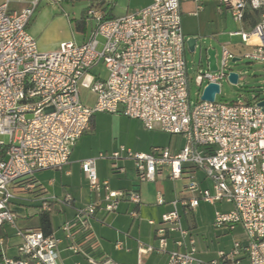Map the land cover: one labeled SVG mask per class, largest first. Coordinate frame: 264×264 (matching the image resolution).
Wrapping results in <instances>:
<instances>
[{"label":"built area","instance_id":"1","mask_svg":"<svg viewBox=\"0 0 264 264\" xmlns=\"http://www.w3.org/2000/svg\"><path fill=\"white\" fill-rule=\"evenodd\" d=\"M41 1L0 0V136L9 138L8 144L0 142V148H5V158H0V227H12L20 239L16 257L8 258L0 238V264H61L59 239L53 234L45 236L39 229L16 226L11 209L13 190L18 182L25 190L33 189L36 172L67 164L73 147L98 112L122 114L149 131L182 136L185 145L178 151L155 147L148 153L120 147L108 156L100 153L81 162L94 199L77 208L74 218L60 230L70 242L68 249L84 256V264H118L94 255L98 243L90 222L96 212H116L121 201L140 203L138 191H114L107 181H98L96 159L106 158L113 168L121 158L131 160L141 182H154L164 168L170 179L178 180L188 167L200 171L209 182L205 189L190 183L186 192L195 196L172 201L171 211L161 216L155 230L158 251L164 250L169 236L176 235L166 264H200L177 210L178 204L193 210L199 201L230 204V211H215L214 226L233 229L240 225L247 238L245 246L236 244L228 252L220 251L209 264H238L241 252L248 264H264V112L256 105L261 99L223 104L216 102V95L214 102L200 100L209 83L220 89V81L228 80L233 72L230 61L238 58L264 64V0H220L241 25L240 31L229 35L239 36L244 50L236 57L223 46L217 71H198L194 83L201 92L196 104L189 95L181 0H153L148 7L120 17L105 18L101 11L90 8L86 15L93 23L89 38L80 44L61 43L49 53L39 52L28 32ZM203 1L194 0L197 11ZM255 12L258 20L245 30L243 24ZM98 65L107 71L105 79L90 74ZM85 79L83 85L95 96L90 107L80 99V84ZM164 203L157 193L156 204ZM58 204L72 207L74 201L70 196L46 198L39 211L51 213ZM131 215L137 216L136 212ZM151 251L146 246L140 253Z\"/></svg>","mask_w":264,"mask_h":264},{"label":"crops","instance_id":"2","mask_svg":"<svg viewBox=\"0 0 264 264\" xmlns=\"http://www.w3.org/2000/svg\"><path fill=\"white\" fill-rule=\"evenodd\" d=\"M82 1L87 3V7L91 5L89 1ZM208 1L212 0H204L202 2V9L197 11V4L194 0H181V19L184 15L195 17L199 16L200 12L206 8ZM48 2L49 3L46 7H44L41 11L35 10L28 25V32L36 41L37 49L41 53L53 52L58 49V45L64 42L74 41L77 43L76 40L73 39L74 37L72 33L70 37L68 36L63 40H59L54 43H39L38 37L45 32V29L51 23L56 22L61 25H67V27L72 31V20H68L65 13H60L58 7L53 4L54 0H48ZM103 2L104 5L98 10L101 11L104 16L120 17L135 13L148 7L153 3V0H103ZM12 8L20 7L13 5ZM215 8H217V12H222L224 7L221 6L220 0H217ZM218 8H221V10L219 11ZM50 14H53L51 18ZM46 20H48V22ZM90 24L91 30L87 33L86 18L84 29L79 30L83 32L82 41L80 43H83L89 38L93 29L91 21ZM252 24L251 19L250 21H245L243 27L245 30H248ZM182 31L183 34L184 31L185 33H189L191 28L182 27ZM184 36L187 38L199 35L189 34L186 36L184 34ZM207 46L215 49L212 46V43L207 44ZM223 46H226L236 57H239L244 50V47L241 45V41L238 44L222 43L220 44V51ZM220 57L216 51L217 64L220 61ZM237 60L238 58H236V61ZM86 106L90 107L91 105ZM98 132L99 127L97 125V120H95L93 116L90 121L89 130L78 139L73 147L68 163L60 169H46L39 171L42 173L53 170L52 172H49V174L52 175L50 176L52 179L48 181L47 186H44L34 175L36 181L35 188L25 190L23 188L20 189L18 188L19 186H17L13 190L14 199L11 201V209L15 216L16 226L23 230L39 228V215L41 214L39 207L43 199L50 197L62 198L64 196H70L73 199L74 205L72 207L58 204L55 205L54 210L50 213V218L53 213L63 216V220L59 222L56 228H53L51 221L52 234L60 240L57 245V250L61 264L85 263V258L82 254L73 253L68 249L70 242L65 238L60 230V227L62 224L69 222L74 218L75 210L77 208L84 207L94 199V196L89 191L88 183L81 171V162L86 159L97 158L100 153H103L101 148L94 145ZM169 136L170 140L167 147H169L172 151H178L183 148L185 145L184 137ZM153 148L155 147L150 146L149 150L147 147H140L137 150L148 153ZM111 151H115L114 147H109V149L105 150L104 153L105 155H108ZM109 160L110 159H96V174L98 181H107L111 190L114 191H138L140 195V203L136 205L129 201H121L118 204L116 212L107 213L104 210H98L96 212L94 218H92L90 222L93 234L98 243V248L94 252L95 257H107L118 264H166L168 257L167 252L174 249L173 240L176 235L173 234L169 236L164 250L158 251L160 244L155 234V230L160 226L161 216L164 213L171 211L172 201L176 199H188L195 196L194 193L186 192V187L190 183L195 182L201 189H205L209 187V182L205 180L203 174L199 175L200 171L191 167L185 169L182 177L178 180L170 179L168 177V168H164L162 173L156 177L154 182H141L136 177L135 169L133 170V168H129V166H127L128 162H132L131 160L121 158L115 162L116 168L122 169V171L113 168V162H109ZM157 193L162 195L165 201L163 205L156 204ZM223 205L230 206L232 209L230 204L224 202L211 205L204 201H199L198 206L193 210H185L180 204L177 205L182 226L188 230L189 238L193 241L195 248L193 256L197 261H200V264H209L211 261L218 258V254H211L208 250H202L201 248V250L196 249L195 244L197 243V240L195 239L192 231L198 226L197 216L206 208H210L212 211L214 210V213L215 211H220L217 208L218 206ZM231 209L227 211H230ZM132 212H136L137 216L133 217L131 215ZM149 221H152L153 224H150ZM211 221H214V214L213 220ZM143 224L146 225V227L147 225L149 226L148 231L141 230V226ZM9 229L12 231V234L9 233ZM213 233L214 236L218 238L219 247L222 248L219 251L227 252L232 250L236 244L242 246L247 244V238L240 225H236L233 229H230L227 226L219 227L214 229ZM0 238L4 241L3 249L5 257H16V253L11 251V249H16L20 243V239L15 235V230L8 225L1 226ZM12 238H15V240H12ZM221 240L223 243L220 245ZM146 246L152 247L153 251L146 254L140 253V250ZM1 258L2 256L0 253V261ZM237 260L238 264H248V259L244 252L240 253Z\"/></svg>","mask_w":264,"mask_h":264},{"label":"rangeland","instance_id":"3","mask_svg":"<svg viewBox=\"0 0 264 264\" xmlns=\"http://www.w3.org/2000/svg\"><path fill=\"white\" fill-rule=\"evenodd\" d=\"M48 3V0H42L36 10L41 11ZM216 3L217 0L208 1L206 8L201 11L197 17L184 15L181 19V24L183 28H191L189 33H185L184 31L186 36L189 34H197L204 39V44L206 46L207 44L212 43V46L216 49L218 56L220 57V44L240 43L239 36L231 37L229 36V33L240 31L241 25L233 20L231 13L228 10L223 8L221 13L217 12V8H215ZM53 4L58 7L60 13H65L67 15L68 20H72V31L67 25H61L56 22L51 23L47 26L45 32L38 37L39 43H54L63 40L68 36L70 37L71 33L74 37L72 38L76 40L77 43H80L82 41L83 32L75 29V21L81 19L83 11L87 8V3L85 1L71 2L69 0H54ZM52 16L53 14H50V18ZM46 21L48 22V20ZM90 30V20L87 19V33ZM99 41H101L100 38ZM185 59L187 73L190 79V100L193 104H196L199 100L197 93L201 92V90L196 87L194 78L199 70H201V72L207 70L206 59L204 54L199 52L198 48L194 53H190L185 49ZM229 70L237 73L240 76V80L236 85L231 84L226 78L221 80L220 93L216 96L217 103H246L253 101L254 98L264 99V64L253 63L245 59L237 60L235 62L230 61ZM90 74L94 76L99 75L102 79H105L107 71L104 69L103 65H98L91 69ZM86 81V79L81 81L79 91L80 99L83 104L92 106L95 96L83 85ZM94 118L97 120V125L99 127V132L95 138L94 145L101 148L103 153L105 150L109 149V147H114L115 151L120 147H123L125 150H130L133 153H144L137 149L140 147H147L150 150V146L167 147L170 140L168 134L160 131H149L145 129L138 120L127 118L122 114L98 112L94 114ZM0 142L8 144L9 138L7 136H0ZM110 153H108V155ZM109 162H111V160H109ZM127 166L133 168V170L135 169L133 162H128ZM50 171L52 172L53 170L42 173L36 172L34 175L44 186H47L48 181L52 179L50 177L52 175L49 174ZM201 174L202 173L200 172L199 175ZM217 209L222 212L231 209V207L223 205L218 206ZM213 214L214 210L212 211L210 208H206L201 214H198V226L193 229L192 232L197 240V243L195 244L197 250L204 249L208 250L211 254H218V251L222 248L219 247L218 238L215 237L213 233L214 229L217 228H215L214 222L211 221L213 220ZM62 220V215L57 213L51 215L53 228H56ZM148 229V225L147 227L144 224L141 226L142 231H148ZM8 231L12 234L10 229ZM12 240H15V238H12ZM221 243H223L222 240L220 241V245ZM11 251H14L17 255V249H11Z\"/></svg>","mask_w":264,"mask_h":264},{"label":"water","instance_id":"4","mask_svg":"<svg viewBox=\"0 0 264 264\" xmlns=\"http://www.w3.org/2000/svg\"><path fill=\"white\" fill-rule=\"evenodd\" d=\"M185 42L188 52L194 53L198 48L199 52L204 54L208 71H217L216 50L206 46L203 38L199 36H191L187 37ZM234 61H236V59H234ZM228 81L231 84L236 85L238 83L237 73L230 72L228 75ZM219 90L220 89L217 84L209 83L206 87H204L200 100L204 102H214L215 96L219 93ZM256 105L262 110V112H264V99L259 100Z\"/></svg>","mask_w":264,"mask_h":264},{"label":"trees","instance_id":"5","mask_svg":"<svg viewBox=\"0 0 264 264\" xmlns=\"http://www.w3.org/2000/svg\"><path fill=\"white\" fill-rule=\"evenodd\" d=\"M71 2H76V1H82V0H69ZM90 2V6L87 7L82 14V17L79 21H75V29L77 31L79 30H83L85 27V23H86V15H87V11L90 8H95V9H100L103 5L104 2L103 0H86ZM258 12H255L251 18H252V23H255L258 20ZM105 18H107V16H105ZM0 158L3 159L5 158V148H0ZM26 182V181H25ZM24 182V183H25ZM36 182V181H34ZM23 183V184H24ZM19 186L18 188H22V182L21 183H17L15 185V187ZM45 236H49L52 234V224H51V218H50V213H41L39 215V228H38Z\"/></svg>","mask_w":264,"mask_h":264}]
</instances>
